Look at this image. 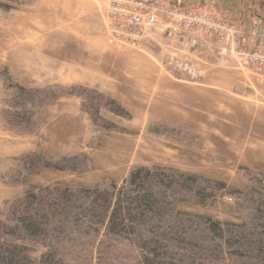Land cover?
Segmentation results:
<instances>
[{
  "label": "rangeland",
  "instance_id": "1",
  "mask_svg": "<svg viewBox=\"0 0 264 264\" xmlns=\"http://www.w3.org/2000/svg\"><path fill=\"white\" fill-rule=\"evenodd\" d=\"M110 4L0 0V264H264V68L199 94Z\"/></svg>",
  "mask_w": 264,
  "mask_h": 264
},
{
  "label": "built area",
  "instance_id": "2",
  "mask_svg": "<svg viewBox=\"0 0 264 264\" xmlns=\"http://www.w3.org/2000/svg\"><path fill=\"white\" fill-rule=\"evenodd\" d=\"M175 1L111 0L107 28L111 41L124 49L141 50L163 30L171 63L182 79L200 81L203 72L191 50L204 48L211 39L220 43L221 64L241 70L264 68V28L245 29L231 24L210 8H187Z\"/></svg>",
  "mask_w": 264,
  "mask_h": 264
},
{
  "label": "crops",
  "instance_id": "3",
  "mask_svg": "<svg viewBox=\"0 0 264 264\" xmlns=\"http://www.w3.org/2000/svg\"><path fill=\"white\" fill-rule=\"evenodd\" d=\"M109 1L111 3V0ZM194 1H196L198 5L201 4V7L210 8L212 11L223 14L226 19L235 21L238 25L251 26L252 22H258L260 23L261 27L264 26V5H261L260 3L256 4L255 0H248L246 2L242 0L241 5H239L240 0H184L185 4H183L186 6L188 5L189 8H197L193 4ZM254 3L256 4V6H254ZM162 37L163 36L161 35L158 44L162 47L163 52H166L165 46L161 43ZM146 45H148V43L145 44L144 47ZM219 47L220 46L218 42L214 39H211L204 48L192 53L193 60L204 71L203 83L197 85L198 88H195V90L199 94H204L216 88H226V83L221 81H223L224 79L233 78H235L236 81L241 82V86H244L241 87V89H246L247 87H249V85L254 86L255 82L253 81V78L248 74L244 75L243 73L233 69V67L231 66L217 65L219 62ZM223 83L224 85H222ZM229 86H231V84Z\"/></svg>",
  "mask_w": 264,
  "mask_h": 264
},
{
  "label": "trees",
  "instance_id": "4",
  "mask_svg": "<svg viewBox=\"0 0 264 264\" xmlns=\"http://www.w3.org/2000/svg\"><path fill=\"white\" fill-rule=\"evenodd\" d=\"M144 171H147L148 175L147 176H141V174L138 173L134 176V181H137V179H142V180L145 179L147 182L148 179L150 178L152 172L149 170H144V169H143V171L141 170L142 173ZM156 196H157L156 192L151 190V191H148V193L146 195H144V196L141 195V197L139 198V201H141L143 204L144 203L148 204L149 207L156 208L157 204H158L157 203L158 200H157ZM118 204H119L118 208L114 212L112 221H113L114 226L116 225L118 228L122 227L124 230H126L128 228V226H127V221H129L128 216L129 217L132 216V218H133V215H132V213H130V215H127V213L125 212L126 208H125V205H123V202L122 203L119 202Z\"/></svg>",
  "mask_w": 264,
  "mask_h": 264
}]
</instances>
